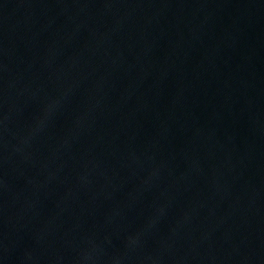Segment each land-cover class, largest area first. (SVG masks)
<instances>
[{"label": "water", "instance_id": "obj_1", "mask_svg": "<svg viewBox=\"0 0 264 264\" xmlns=\"http://www.w3.org/2000/svg\"><path fill=\"white\" fill-rule=\"evenodd\" d=\"M0 264H264V0H0Z\"/></svg>", "mask_w": 264, "mask_h": 264}]
</instances>
